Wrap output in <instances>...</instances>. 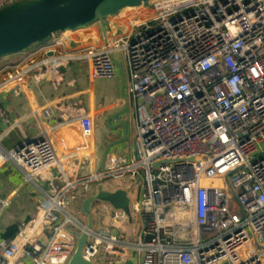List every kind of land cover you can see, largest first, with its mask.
<instances>
[{
	"label": "built area",
	"instance_id": "2783aa9c",
	"mask_svg": "<svg viewBox=\"0 0 264 264\" xmlns=\"http://www.w3.org/2000/svg\"><path fill=\"white\" fill-rule=\"evenodd\" d=\"M17 1L0 0V9ZM127 10L141 12L114 16L122 26L114 24L98 46L70 51V32L61 33L31 47L22 63L0 68L2 95L26 90L30 79L51 76L59 86L62 69L77 58L87 61L89 79H113L119 55L136 115L134 156H108L103 169L72 179L43 129L18 151L0 138V168L14 165L41 196L31 222L14 239L0 240V264H68L87 225L69 209L81 211L99 185L126 180H140L131 218L93 203L92 215L103 208L111 225L89 231L85 260L264 264V0H153ZM40 117L49 122L55 110L45 107ZM63 120L75 124L79 150H87L91 118ZM57 165L61 174L41 185L42 173ZM10 202L0 196V218ZM134 216L143 223L136 236L124 229ZM29 229L35 231L23 239Z\"/></svg>",
	"mask_w": 264,
	"mask_h": 264
},
{
	"label": "crops",
	"instance_id": "0c3cea01",
	"mask_svg": "<svg viewBox=\"0 0 264 264\" xmlns=\"http://www.w3.org/2000/svg\"><path fill=\"white\" fill-rule=\"evenodd\" d=\"M115 20V18L110 17L104 21L106 34H110L114 30L112 27L117 25L114 22ZM117 26L119 27V25ZM104 37L100 25L93 24L75 32H70L67 47L70 51L75 52L82 47L98 46L103 42ZM32 49L0 58V68L22 63ZM116 60L117 75L110 80L89 79L87 61L83 58H77L70 61L62 69L64 83L59 86H56L53 77L49 76L40 83H34L30 79L27 82L26 90L21 92H9L0 95V138L2 145L8 150L13 149L25 136H34L43 129L48 133V137L59 152L60 159L63 160H59L58 163H65V168L70 170L66 171L70 179L77 173L86 176L97 172L100 169L105 149L110 144L115 145L110 148L107 157L116 155L132 158L134 156V138L136 134L135 105L129 90L128 67L121 56L118 55ZM105 85H108L109 89L107 97ZM130 98L133 101L132 108ZM45 107L53 108L56 113V117L49 122H43L40 117V112ZM25 114L28 116L26 119L22 118ZM81 114L88 115L94 126L93 135L89 139L85 151L79 150L81 148L80 132L75 124L70 126L61 125L64 122L65 115L75 117ZM122 124H127V134ZM130 126L134 130L132 139L129 136ZM115 142H118V144ZM75 148H78V152L72 155L66 154L65 151ZM57 173L61 174V168L58 165L44 171L40 178V184L45 186L50 178L58 175ZM133 184L140 185V180L134 183L126 180L107 191L113 192L124 189L128 192L129 198L134 200L138 188ZM0 196L10 199L12 209L11 212L3 213L0 218V240H2V235L8 227L19 224L20 232L23 225L26 224V220L29 218L32 220L41 196L34 192L31 185L24 182L20 172L12 164L0 168ZM77 211L78 214H83L78 209ZM104 219L108 221L106 226L100 225V221ZM96 224L95 229L97 230L108 229L111 225L110 215L104 213L102 217H98ZM142 225L140 218L134 216L132 221L128 220L125 223L124 229H129L131 235L136 236Z\"/></svg>",
	"mask_w": 264,
	"mask_h": 264
},
{
	"label": "water",
	"instance_id": "95a60500",
	"mask_svg": "<svg viewBox=\"0 0 264 264\" xmlns=\"http://www.w3.org/2000/svg\"><path fill=\"white\" fill-rule=\"evenodd\" d=\"M151 1L153 0H19L0 9V58L20 54L33 46L46 44L58 34L74 32L93 24H99L105 36L106 19L117 16L125 9L148 5ZM122 125L127 134V124ZM32 141L29 136L23 138L15 146V150L18 151L24 144ZM114 145L110 144L105 149L100 169H103L109 150ZM45 187L47 188V183ZM95 202L108 203L131 218L128 192L124 189L111 192L99 185L97 193L82 202L81 210L87 216V225L78 238L76 251L68 264H96L82 256L89 240L88 233L94 227L91 207ZM136 263L133 258L126 264Z\"/></svg>",
	"mask_w": 264,
	"mask_h": 264
},
{
	"label": "rangeland",
	"instance_id": "374dc122",
	"mask_svg": "<svg viewBox=\"0 0 264 264\" xmlns=\"http://www.w3.org/2000/svg\"><path fill=\"white\" fill-rule=\"evenodd\" d=\"M126 10V9H125ZM125 10H123V16L124 17H127V15L128 16H133L134 14H136V13H140L141 12V10H127V11H125ZM118 24L121 26L122 24H123V22H121V21H119L118 22ZM8 57V56H7ZM4 58V57H3ZM104 88L107 90L106 91V97L108 96V94H109V89H108V85H105L104 86ZM132 104H133V101H132V98H130V106H131V108H132ZM133 134H134V130H133V128H132V126H130V129H129V136L131 137V139H132V136H133ZM116 184H119V182H108V183H106V184H104L102 187L104 188V189H106V190H109V189H112L113 187H115L116 186ZM137 185V184H136ZM11 204L6 208V210H5V212H11ZM4 212V213H5ZM69 212L70 213H72L82 224H84V225H86L87 224V216H86V214H82V215H80V214H78V211H77V209H75V208H70L69 209ZM79 212H81L80 210H79ZM104 213L105 214H108V212H106V211H104V209L103 208H99L98 210H96L95 212H94V216H93V223H94V228H95V224H96V222L98 221V217H102L103 215H104ZM108 224V221L106 220L105 221V219L104 220H101L100 221V225H102V226H106ZM97 225V224H96ZM136 227V226H135Z\"/></svg>",
	"mask_w": 264,
	"mask_h": 264
},
{
	"label": "trees",
	"instance_id": "16d2710c",
	"mask_svg": "<svg viewBox=\"0 0 264 264\" xmlns=\"http://www.w3.org/2000/svg\"><path fill=\"white\" fill-rule=\"evenodd\" d=\"M31 219L26 220V224L29 223ZM19 233V224L12 225L6 229L2 235L3 239H13Z\"/></svg>",
	"mask_w": 264,
	"mask_h": 264
},
{
	"label": "bare ground",
	"instance_id": "6f19581e",
	"mask_svg": "<svg viewBox=\"0 0 264 264\" xmlns=\"http://www.w3.org/2000/svg\"><path fill=\"white\" fill-rule=\"evenodd\" d=\"M38 221H39V220H38ZM34 231H35V230H34ZM34 231H30V229H29L28 231H26V232L23 234V239L29 237ZM20 240H22V238H21ZM19 246H20V245L18 244V247H19Z\"/></svg>",
	"mask_w": 264,
	"mask_h": 264
}]
</instances>
